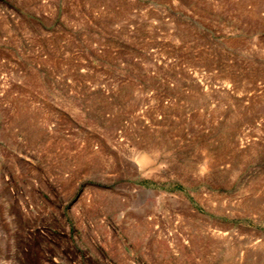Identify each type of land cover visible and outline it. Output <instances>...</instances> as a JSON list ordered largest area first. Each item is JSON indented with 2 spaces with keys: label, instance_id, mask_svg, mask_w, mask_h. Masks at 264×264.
Returning <instances> with one entry per match:
<instances>
[{
  "label": "rangeland",
  "instance_id": "obj_1",
  "mask_svg": "<svg viewBox=\"0 0 264 264\" xmlns=\"http://www.w3.org/2000/svg\"><path fill=\"white\" fill-rule=\"evenodd\" d=\"M0 264H264V0H0Z\"/></svg>",
  "mask_w": 264,
  "mask_h": 264
}]
</instances>
